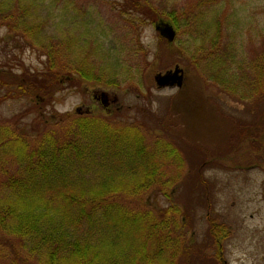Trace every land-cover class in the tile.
<instances>
[{"label":"trees","instance_id":"16d2710c","mask_svg":"<svg viewBox=\"0 0 264 264\" xmlns=\"http://www.w3.org/2000/svg\"><path fill=\"white\" fill-rule=\"evenodd\" d=\"M75 3L0 0V28L43 49L48 76L58 75L57 68L105 88L134 86V70L120 65L121 54L108 45L105 31L84 33V26L102 31L94 11ZM117 7L138 26L162 20L176 33L186 27L189 41L176 44V38L169 46L176 63L186 60L204 83L213 82L241 101L264 97V55L254 59L259 57L260 76H248L254 62L238 53V39L222 42L231 24L240 35L239 19L218 15L222 6L207 0L180 15L159 12L146 0H123ZM71 19L81 25L69 34ZM63 76L60 82L68 77ZM34 78L30 87L49 89L48 79ZM37 130L30 138L0 127V161L5 157L11 164L0 166V264H179L177 259L189 254L185 209L171 201L152 208L142 200L151 191L171 200L168 190L177 177H168L161 164L178 155L175 148L161 144L151 150L133 128L90 114L73 116L61 128ZM212 227L211 240L218 244L212 258L223 260L219 246L228 230L221 222Z\"/></svg>","mask_w":264,"mask_h":264},{"label":"rangeland","instance_id":"374dc122","mask_svg":"<svg viewBox=\"0 0 264 264\" xmlns=\"http://www.w3.org/2000/svg\"><path fill=\"white\" fill-rule=\"evenodd\" d=\"M75 1L83 9L91 7L102 30L92 24L83 27L84 33L105 31L108 45L121 54L120 65L134 70V86L114 89L87 83L69 73L71 67L69 72L55 68L58 75L48 76L43 49L32 47L3 27L0 28V127L21 130L27 137H33L37 129L61 128L78 115L75 109L79 107L88 108L90 115L105 118L117 127L133 128L151 150L161 144L172 146L178 155L174 153L161 164L168 177H177L168 190L171 200L156 191L142 194V200L152 208L166 207L171 201L185 209L183 223L187 225L186 238L192 249L184 258L177 259L179 264H264V97L238 100L213 82L204 83L197 71L185 64L186 60L178 63L184 71L183 84L158 88L152 77L177 64L169 45L176 38V44L179 40L189 41L184 35L186 27L168 43L155 30L157 22L138 26L122 16L117 5L123 0ZM146 1L159 12L175 10L180 15L183 10L190 13L194 10L190 8L207 0ZM208 1L222 6L217 10L222 19L229 22L239 19L236 30L240 35H236L231 24L223 32L222 42L226 45L228 40L238 39L237 46H242L238 53L246 61L254 62L246 74L259 77V57L254 59L264 55V0ZM80 25L78 19H71L67 32H78ZM138 46L142 51L136 52ZM219 69L213 68L215 72ZM61 75L68 77L60 82ZM15 76L24 82H18ZM34 77L48 79L49 89L38 91L30 87L29 80ZM95 89L118 94V105L114 104L107 112L93 98ZM250 90L251 86L247 88ZM61 108L66 110L60 111ZM9 162L2 157L0 166L8 167ZM218 222L228 230L219 246L223 260L212 258L214 245L218 244L211 240V232Z\"/></svg>","mask_w":264,"mask_h":264},{"label":"water","instance_id":"95a60500","mask_svg":"<svg viewBox=\"0 0 264 264\" xmlns=\"http://www.w3.org/2000/svg\"><path fill=\"white\" fill-rule=\"evenodd\" d=\"M155 30L159 35L166 39L168 43H171L176 35V32L173 26L167 21H158L155 26ZM153 81L158 88L166 87H180L184 81V71L178 65H174L172 69L166 70L165 72L156 73L153 77ZM93 92V98L99 100L103 107L108 106L109 104H117L119 102L120 96L116 93L107 91L105 89H95ZM76 114H90L88 108H76Z\"/></svg>","mask_w":264,"mask_h":264},{"label":"flooded vegetation","instance_id":"af4514ba","mask_svg":"<svg viewBox=\"0 0 264 264\" xmlns=\"http://www.w3.org/2000/svg\"><path fill=\"white\" fill-rule=\"evenodd\" d=\"M114 104H109L108 106H106L105 108H106V110H107V112L109 111V109L113 106ZM115 105H118V103L117 104H115Z\"/></svg>","mask_w":264,"mask_h":264},{"label":"clouds","instance_id":"9594fccd","mask_svg":"<svg viewBox=\"0 0 264 264\" xmlns=\"http://www.w3.org/2000/svg\"><path fill=\"white\" fill-rule=\"evenodd\" d=\"M77 103H78V101H77ZM60 111H64V110H66V109H64V108H61V109H59Z\"/></svg>","mask_w":264,"mask_h":264}]
</instances>
